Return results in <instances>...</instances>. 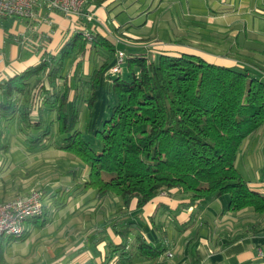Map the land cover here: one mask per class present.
<instances>
[{
  "label": "crops",
  "instance_id": "1",
  "mask_svg": "<svg viewBox=\"0 0 264 264\" xmlns=\"http://www.w3.org/2000/svg\"><path fill=\"white\" fill-rule=\"evenodd\" d=\"M82 10L92 19L46 10L18 31L14 25L23 19L0 20V102L9 78L50 50L56 55L82 27L125 56L190 53L264 77V0H87ZM101 49L90 46L76 58L82 74L99 64ZM0 131V201L35 188L45 197L41 217L26 219L20 236L0 239V264H264V226L252 232L250 214L244 223L234 220L240 213L227 209L228 198L224 206L221 196L193 201L172 189L142 208L134 199L126 206L122 196L86 186L88 165L58 147L54 129L31 143L36 131L19 112L0 111ZM235 166L264 194V122L244 139ZM138 236L162 251L143 254Z\"/></svg>",
  "mask_w": 264,
  "mask_h": 264
},
{
  "label": "trees",
  "instance_id": "2",
  "mask_svg": "<svg viewBox=\"0 0 264 264\" xmlns=\"http://www.w3.org/2000/svg\"><path fill=\"white\" fill-rule=\"evenodd\" d=\"M96 45L102 59L84 75L76 58ZM115 53L107 39L92 33L88 41L78 30L56 55H43L4 83L0 111L19 112L23 125L36 131L31 143L54 129L58 147L88 165L85 184L99 195L112 192L126 206L134 199L142 208L172 189L193 201L227 194V209L250 214L252 232L259 231L264 194L248 186L235 160L244 139L264 122V78L190 53L128 55L114 73L109 67ZM103 86L110 95L108 115L95 130L94 149L79 116L81 105L92 110ZM14 98H20L18 106ZM34 110L37 119L29 117ZM44 112L50 116L42 117ZM138 237L143 254L162 251Z\"/></svg>",
  "mask_w": 264,
  "mask_h": 264
},
{
  "label": "built area",
  "instance_id": "3",
  "mask_svg": "<svg viewBox=\"0 0 264 264\" xmlns=\"http://www.w3.org/2000/svg\"><path fill=\"white\" fill-rule=\"evenodd\" d=\"M87 0H0V20L5 17H18L31 20L42 16V11H58L63 15L83 14L92 19V12H83ZM81 31L87 40L92 39V33L86 27ZM123 50H117L114 61L109 67L111 72L118 71L125 60ZM44 203L41 192L32 189L28 194L16 195L8 200L0 201V239L7 236H20L24 221L43 213ZM172 251H166L165 256H171Z\"/></svg>",
  "mask_w": 264,
  "mask_h": 264
},
{
  "label": "rangeland",
  "instance_id": "4",
  "mask_svg": "<svg viewBox=\"0 0 264 264\" xmlns=\"http://www.w3.org/2000/svg\"><path fill=\"white\" fill-rule=\"evenodd\" d=\"M21 19H23V20L21 22L17 23L16 25H14L13 30L18 31L20 27H24V26L27 27L26 26V20H28V19H25V18H21ZM47 39H49V37H47ZM91 40H88V41H91ZM24 42L25 41H23V43ZM16 43H17V41H16ZM18 43L21 46H25L20 41H18ZM51 52L52 51L50 50L49 54L53 55V53H51ZM116 52H117V50H116ZM114 56H116V53ZM153 58H155V57H153ZM123 66H124V63L122 64V67ZM114 73H112V74H114ZM103 78H104L103 80L105 81V84H106V82H109V79L107 77H103ZM262 78H264V77H262ZM97 97L98 98L96 99V102H95L92 110H87L84 105H81V111H80V116H79V123H80V125H82L81 129L84 131V137L87 141H89L90 145L94 149H98V144H97L98 138L95 136V130L98 126H100L102 120L108 115V105L107 104H108V101L110 99L108 89L104 86L102 88H100V90H98V96ZM53 136L55 138L57 137L55 134ZM251 161H252V158H251ZM260 173H262V171ZM35 189L41 192V189H39V188H35ZM18 195H25V194H18ZM41 195H42V193H41ZM225 198L226 199L228 198L227 194H224L221 197H219L217 202L222 203L224 206H226V201H225L226 199ZM6 200H8V199H6ZM3 201H5V200H3ZM42 201L45 204V197L44 196L42 197ZM250 216L248 215V213H240V214H236V217L234 218V220H236V218H239V220L242 223H244V222L248 221L247 219L250 218ZM119 251H121V249H119Z\"/></svg>",
  "mask_w": 264,
  "mask_h": 264
}]
</instances>
